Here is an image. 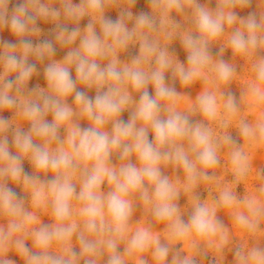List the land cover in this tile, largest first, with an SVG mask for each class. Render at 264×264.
<instances>
[{
    "label": "clouds",
    "instance_id": "clouds-1",
    "mask_svg": "<svg viewBox=\"0 0 264 264\" xmlns=\"http://www.w3.org/2000/svg\"><path fill=\"white\" fill-rule=\"evenodd\" d=\"M211 2L148 0L151 11L134 15L136 0H22L11 10L12 0H0V30L16 37L0 40V112H14L0 116V264H16L9 252L24 264H204L209 256L225 264L226 252L233 264H264V170L253 167L264 153V0L245 16L236 10L252 0ZM110 8L117 19L105 15ZM39 20L53 23L55 43L68 48L62 60L53 59V40L33 44ZM176 39L186 64L169 51ZM136 45L138 54L121 61ZM30 57L48 61L46 88L28 87L37 72ZM176 81L201 90L193 99ZM234 82L239 99L229 91ZM9 182L22 186L27 206ZM137 208L142 218L133 222Z\"/></svg>",
    "mask_w": 264,
    "mask_h": 264
},
{
    "label": "rangeland",
    "instance_id": "rangeland-1",
    "mask_svg": "<svg viewBox=\"0 0 264 264\" xmlns=\"http://www.w3.org/2000/svg\"><path fill=\"white\" fill-rule=\"evenodd\" d=\"M22 2V0H12V4H10V10L12 8V6L16 3ZM80 2V0H73V3L78 4ZM207 2V0H201V3H205ZM55 7H59V3L56 2L54 3ZM209 7H215V0H212V2L209 4ZM141 11L143 12H150L151 8L150 5L148 3V0H136V4L132 7V12L134 15L139 14ZM238 12L239 15L241 16H245L250 12H257L259 13L260 8L258 7L257 4V0H252V4L246 8V9H237L236 10ZM105 15L113 20L117 19L119 16V9L117 8H110L108 10H106ZM175 15V14H174ZM176 19H181V17L177 16ZM89 22V18L85 17L80 21V27L81 29H83L84 27H86V25ZM38 26L41 29V34L39 37H32V42L33 44H37L42 42L43 40H53L54 44H55V55L53 57V59L60 61L64 58V56L67 54L68 48L66 47H61L58 43H55L54 40V24L51 22H46L43 20H39L38 22ZM72 25H70L71 27ZM129 27H132V22H129ZM97 30H99L97 28ZM0 40H6V41H10L15 43L16 42V37L14 35L11 34L10 30L8 28H4L3 30H0ZM78 43V42H77ZM219 45H214L213 46V53L217 52L219 49ZM139 48L138 45L136 46H130L129 49L124 52L121 53L120 55V59L123 62H130L131 58L138 54ZM169 51L173 52L177 59L180 60L182 63L187 62L186 57H187V53L185 52V50L182 47V44L180 43L179 39L174 40L170 45H169ZM214 58H216L214 56ZM223 59L227 62H231L232 61V54H231V50L230 49H226L224 54H223ZM30 62L36 63L37 66V72L36 74H34L32 76V78L29 81L28 87L29 88H34L35 86L39 85L40 87L46 88L47 87V82L46 79L44 77V64L48 63V61H44V64H41L40 62L36 61L34 57H30ZM243 61H238L237 62V71H243ZM72 76L73 78H75V69H72ZM166 80L168 83H173V81L171 80V73H167L166 74ZM81 90L86 91L89 97L94 98L96 92L95 89H86L84 88L82 85L78 86ZM175 87L177 89V91L179 92H185L190 94V96L194 99L195 96L199 93V91L201 90V85L200 83L195 84L194 86H192L191 88L185 89L183 87H181V85L179 84V81L175 82ZM148 91L150 94L154 95V89L151 85H149L148 87ZM229 91H231L236 97L237 99H239L240 94H241V86L239 85V83L234 82L232 85L229 86ZM138 95H136V99H138ZM68 103L69 104H74V98L73 97H69L68 98ZM14 115L13 110H4L3 112H0V116H4L5 118L8 119H12ZM130 118V112L129 111H125L121 114V119L124 120L125 122H127V120ZM47 119L49 121H51L52 116L51 114H49V116L47 117ZM193 119H199V117H193ZM81 127H87L88 126V121L87 120H81L80 121ZM24 130H27L28 125L27 123H25L23 125ZM230 134L237 140L238 143H243V140L241 137H239L238 131L236 129H230ZM65 133L63 131V129L61 130V136H64ZM9 136V141H10V150L15 153V148L11 146V140H12V133L11 131L8 134ZM149 139H152V133H149ZM113 163L114 164H119V160L116 156H113L112 158ZM133 162H135L134 158H133ZM253 167L258 169V170H264V153H257V156L255 157L254 161H253ZM23 168L24 171L31 174L33 172V168L32 165L29 161L25 160L23 162ZM166 174L168 175H172V169L171 167H169L168 169L165 170ZM222 169L218 170V173H221ZM179 175L182 176V172L178 173ZM51 174H49L50 176ZM225 179L227 180H231L232 177L231 175H226ZM251 183V181L249 182ZM9 187H11L15 192L18 193L19 196H21L22 198H25L26 201V206L28 204L27 201V197L26 194L23 192L22 186L20 185H16L12 182H9ZM104 190H107V185L103 186ZM77 190H79L78 186H77ZM200 195H201V199H207L208 197V192L207 190L204 188V186H201L198 190H197ZM237 193L240 196H243L245 194V187L244 185H240L237 188ZM178 204L181 208H186L187 207V198L183 195H181V197L178 200ZM190 211V209H189ZM220 218L224 221V223L226 225H230V219L229 217H227V215L224 212H220L219 213ZM142 218V210L140 208H137L134 216H133V222H136L138 220H140ZM185 220L187 219V213H185L184 217ZM42 222L44 223H51V219L49 216L44 215L41 217ZM75 240V238H74ZM28 244L29 247H31V240H28L26 242ZM238 243V238H234L233 239V245H236ZM123 248V245H121V249ZM77 250H78V246H77ZM8 258L12 259L16 262V264H24V261L15 253V252H9L8 254ZM171 257H169L170 259ZM106 259V257H105ZM150 259V258H149ZM212 260V257L209 256L207 258L204 259V264H209V261ZM234 261V253L233 252H226V258H225V264H233Z\"/></svg>",
    "mask_w": 264,
    "mask_h": 264
}]
</instances>
